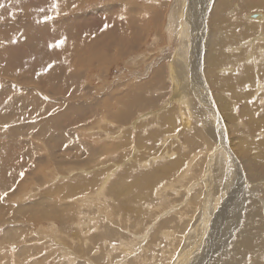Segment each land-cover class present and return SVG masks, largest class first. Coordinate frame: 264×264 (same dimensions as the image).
Wrapping results in <instances>:
<instances>
[{
  "label": "rangeland",
  "instance_id": "1",
  "mask_svg": "<svg viewBox=\"0 0 264 264\" xmlns=\"http://www.w3.org/2000/svg\"><path fill=\"white\" fill-rule=\"evenodd\" d=\"M181 1L165 0L160 5L158 0H0V15L6 9L11 22V28L9 24V29L0 32L4 43L0 42V79L17 84L22 94L26 88L39 93L57 89L56 94L67 104H75L83 96L79 103L87 106L82 122L72 116L67 123L77 139L91 147L88 155L76 153V149L68 150L59 136L47 137L46 131L42 135L27 129L13 132V126L0 123V145L11 146L14 153L9 177L6 174L0 179V195L8 193L0 199V264H174L185 249H190V254L184 255L180 264H236L243 240L252 229L248 221L254 215L263 227L255 232H263V240H254L261 258L247 257L248 264H264V126H258L264 123V74L259 71L264 61L257 56L249 66L251 72L260 74H253V79L261 81L256 86L251 77L242 83L237 91L242 101L212 84L215 78L235 75L234 69L224 64H219L213 75L206 74L205 67L201 72L196 66L198 73L189 71L187 76L171 69L174 58L180 61L182 57H175L181 51L185 13ZM54 4L59 5L58 14ZM129 7L138 8L135 15L146 27L136 47L125 56L112 53L117 49L109 47L108 55L88 58L86 49H103V41L93 39L107 28L111 40L119 37L120 31L131 37L129 24H119L132 15ZM233 9L235 5L226 15L231 22L236 18ZM153 10L159 11L157 28L151 27L153 21L142 13ZM256 12L242 13L241 23L255 26L248 15ZM172 14L176 17H170ZM57 18L68 20L58 26L68 37L81 30L79 37L90 40L84 38L82 45L75 39L67 42V51L73 54L50 47L59 38L36 27L35 21ZM259 37L260 33L251 40L256 44ZM77 48L85 54L77 55ZM197 55L199 60L203 57L200 50ZM102 67L106 69L102 71ZM157 70H163L156 75L161 78L158 81ZM171 72L176 79L180 75L176 86ZM152 74L153 86L147 81ZM48 76L55 86H49L52 81ZM72 93L79 97H70ZM220 100L233 108L232 113L221 108ZM8 102L0 84V104ZM22 103L12 105L18 117L30 112L35 119V108H29L33 104L28 102L26 107ZM178 105L195 109L204 119L198 122L192 112L181 124ZM119 115L122 119L116 120ZM206 132L213 134L210 150L205 140L196 143L197 135ZM22 137L34 142L37 155H45L47 147L50 153L54 151L57 163L44 156L24 157V151L32 148ZM198 192V201L187 204ZM40 196L47 199L41 204L46 207L39 211L30 204ZM51 212H57L56 216ZM179 220L182 225L176 226ZM237 262L247 264L246 258Z\"/></svg>",
  "mask_w": 264,
  "mask_h": 264
},
{
  "label": "bare ground",
  "instance_id": "2",
  "mask_svg": "<svg viewBox=\"0 0 264 264\" xmlns=\"http://www.w3.org/2000/svg\"><path fill=\"white\" fill-rule=\"evenodd\" d=\"M148 1L149 2H153L154 0H148ZM158 1H159L160 5H163L165 0H158ZM183 5H184L185 13H184L183 21H182L183 28H182V33H181L180 50L182 52H184L185 55H182L181 51H180V53H177L175 57L182 56L181 60L177 61L176 58H174L173 62L175 64H172L171 69L176 70V72L180 71L182 74L187 76L189 74V71L194 72V75H196L198 73V71L196 69V66H198L201 72H203V68L205 67L206 74L213 75V73L216 70V67L219 64H224L223 66H227V67H230V68L234 69L235 75L233 74V76L229 77L228 79L217 80L215 78V82H212V84H215L214 85L215 89L227 91V93H231L232 97L237 98L238 100L242 101L243 98L240 97V95L237 94V91H238V89H240L239 87L242 86V83H244L245 80H250L251 77H252V80H256L255 85L257 86V82H260L261 80H259V78L253 79L254 75H257V76L260 75L259 71H261L262 74H264V70H263L264 68H262V67L257 72L256 71L251 72V68L249 67L251 64H253L252 61H257L258 58L260 59V61H264V44H263L264 43V13L260 12V11H264V0H236V1H233V0H182L181 1V6H183ZM232 5L236 6V10L233 9V11H232V13L235 15L236 18L231 22V20H230L231 18L228 17L229 18L228 19L226 15H227L228 9ZM130 9L131 10L129 11V13L132 14L130 16V18L128 20L123 21V23L122 22L119 23L118 21L117 22L120 24L121 27L123 26L124 23H126V24L128 23L129 24L128 26H130L131 27L130 29H132V33L130 34L131 37H128L127 35H125V33H122L120 31L119 35L117 33V35L119 37L114 38V39L111 40L112 34L109 33V29L107 28L105 33L100 34V35H95V39H93V41H103V49H99V48L86 49V53L89 55L88 58H102V56H96V55H108V50H109L108 48L109 47H112L111 49H117L115 52H112V53H114V54L115 53H121L123 56H125L124 55L125 53L133 50L134 47H136L135 42H136V40L138 38H141L140 36L144 35L143 33H146V27H145V25H142L141 23H139V21H141V20H139L138 19L139 17L137 18V16L135 15V11H137L138 8L136 9V8L132 7ZM174 9H176V7ZM94 10H96V8ZM102 11L106 12L107 10L103 9ZM172 11H173V9H172ZM248 11H257L256 13H251V14L248 15L249 20L254 21L255 24H253V25H255V26L250 27V25L248 26L247 23L246 24L245 23H243V24L241 23L240 19H241L242 13L248 12ZM6 12H7V10L5 9L3 15H0V32L5 31L6 29H9V24L11 23V22L9 23L10 19H8V15L6 14ZM158 12L159 11H156V10L150 11V13L146 12V11L142 12L143 16H148L146 18H150V20L153 21V22H150V26L151 27L152 26H154L156 28L158 27V21H159ZM79 15H81V14H79ZM253 15H256V16H253ZM70 17H71V19L76 18L75 16H70ZM80 17H82V16H80ZM170 17L174 18L176 16H174V14H172ZM237 18H238V20H237ZM38 19H40V18H38ZM66 22H68L67 19L64 20V19H61V18H57L56 21L50 20V21H47L45 23H42L41 20H38V21L36 20L35 21L36 27L41 28L43 31H49L50 34H51L50 36H53V32H54V35L59 38L58 39L59 41L60 40L64 41V44L61 47L63 52L66 51V52H68V54L69 53L73 54L74 51H67V47L65 45L67 42H71L72 40L75 39L76 43L82 45V42L84 41V38L88 39V41L90 39H89L88 36L79 37V35H83L81 30H79L77 32L76 36L68 37V34L64 33L63 31H61L60 30L61 27H58L59 25H61V23H65L66 24ZM171 22H172V20H171ZM27 23L28 22L26 21V24ZM10 28H11V24H10ZM59 31H61V33L63 34V36H64L63 38L62 37L60 38ZM258 32L260 33V37H259V40H257V42L255 44V42H253L254 40H251V38L254 37V36H257V35L259 36ZM2 39H5V38H2ZM0 42H2V41H0ZM2 44H4V43L2 42ZM26 44H27V42H26ZM70 47H72V46H70ZM58 50H59V48H58ZM199 50H200V55L203 56L200 60H199V55H197L199 53ZM79 54H85V53H83L80 49H78L77 55H79ZM257 56H258V58H257ZM58 66L60 67V65H58ZM65 66H66V63H64L62 65L63 68ZM162 67H163V65H159L160 69ZM105 69H106V67H102L101 68L102 71L105 70ZM156 69H158V66H157ZM163 70H159V71L157 70V71L154 72V73H156L155 74V80L156 81L161 79V78L157 77L156 75L159 74L160 72H162ZM222 71L223 70H221V72ZM0 75H2V74H0ZM171 76L173 77V84L175 86L178 85V81H179L178 79H179L180 75L176 79V77L173 74V72H171ZM153 77H154V75L152 74L148 78L147 81H148L149 85H152ZM48 78H50L51 81L53 79L50 76H48ZM194 79H195L196 83L199 82L197 78L194 77ZM2 80L0 79V84H1V87H2V93L6 94V96L9 98L10 103L8 102L5 106L0 104V123L7 124V125L9 124L10 126H13V127H11L13 132H14V130L15 131H20V130H26L27 129L30 132L41 133L42 135H44L45 134L44 131H46L47 137L56 135V136H59L60 138H62L65 141L68 150L76 149V151H75L76 153L83 152L84 154L88 155L87 151H89L91 147H89L86 143L79 141L78 140L79 138L77 139L76 135L72 133V129H70V125H68V123H67V120H69L72 116L76 117L75 120H78L77 122H79V123L82 122L81 115L83 114V112H85L86 106H87V104L79 103L83 99V96L79 97L78 94L72 93L70 95V97H72V98L79 97L78 100H80V101L76 102L75 104H67V103H65L66 100H64L63 96H60V95L56 94V93H58L57 89L53 90V92H48V89H47L45 92H41V93H43V94H41L39 92H36L34 89L26 88V87H28V86H26L25 87L26 90H24L25 94H22V92L20 90L22 88L21 87L18 88L17 84H8V83H5V82H2ZM202 80H203V78H202ZM52 85H54L53 81H52V84L49 85V86L51 87ZM197 85H200V84H197ZM137 90H138V88H137ZM153 90H151V91H153ZM132 93H133V91H132ZM173 94H174V91L172 92V95ZM51 96H54L55 98H52ZM32 97H34L36 99H39V101L34 104V102H32V101H36V99H34ZM45 97H47V99H45ZM191 97H192V95H191ZM110 98H111V96H110ZM21 100H24L23 103L24 102L26 103L24 105L26 107L28 105L27 104L28 102H31L33 104L29 108H31V109L35 108V110H36V116L34 117L35 119L31 118V116L29 115L30 112L28 114L24 113V116L22 117V119H21V117H18V113L15 111L16 108H15V106H12V105L15 104V103H22V102H20ZM180 100L181 99H178V101H180ZM220 101L222 102V103L219 102L220 105H221V108L225 112L232 113V111H233L232 109L233 108L230 105H228L226 102H224L222 100H220ZM142 105L143 104L141 103L139 106H142ZM208 105L210 107H212L211 103H208ZM246 106H244V107H246ZM202 107H205V106H202ZM213 107H214V105H213ZM125 108H127L129 110H132L134 112V110L132 108H130V106H127ZM207 108H208V112H210L211 114L212 113L215 114L214 110L209 109V107H207ZM179 110H180L181 114H180V118L178 117V119L181 121V124H183V125L185 124V122L188 119V116L192 112L194 114H196V110L191 108V107H183L182 105H180L179 106ZM12 113H14V117L13 118H11V116H10ZM120 114H122V116H124L123 113H120ZM252 115H253V113H252ZM202 116H203V114H201L199 116L196 114L195 117H196L198 122H200V119H204V118H202ZM125 117H127V116H125ZM214 118L215 117L213 116V120H214ZM118 119H122V117L119 115V116H117L116 120H118ZM127 122L128 121H126V123ZM121 123H123V122H120V124ZM61 124H63V125H61ZM19 125L23 126L24 128H21ZM15 126H17V127H15ZM258 126L262 128L264 126V123H260V124H258ZM137 127H139V126H137ZM253 130H254V127H253ZM183 132L184 131H181V133H183ZM211 137H213V134L210 133V132H206V133H203V134L200 133L199 136L197 135L196 143H201L202 144V140H205V142L207 144V149L210 150L212 148V143L214 142L213 140L210 139ZM111 139H114V138H111ZM22 141L26 144V146L32 148V150H33L32 151V150L27 148V150L24 151V153L22 154L24 157H26V155H27L30 160H33L35 157L37 159H40L42 156H44V157L51 158L53 161H55L54 163H57V158H59V157H55L54 156L55 155L54 151L50 153L49 148L48 147L46 148L42 143L40 144V146L43 149L46 148V150H48V152L44 150L46 152V154L45 155L42 154V156H40V155H37L35 153L36 145L34 144L33 141H30L28 138H25V137H22ZM240 142L242 143L241 140H240ZM12 143H14V142H12ZM10 147L11 146H7V145L6 146H1L0 145V179H1L2 176L6 175V174L9 177V175H10L9 171H11L12 168H13V164H12L13 159H12V157L14 156V153H12L13 149L10 148ZM93 152L94 151H92V156L95 155V153H93ZM66 160L70 161V159H68V158H66ZM9 161H10V163H9V167H8L7 164H8ZM58 162H59V160H58ZM61 164H60V166H61ZM74 164L72 163L71 165H74ZM207 173H208V171H207ZM107 175H109V174H107ZM41 176L42 175H40L39 177H41ZM157 177H159V176H157ZM198 178H200V177H198ZM167 179H169V178H167ZM55 180H57V179H55ZM107 181L108 180H106L105 182H107ZM96 184H97V182H96ZM34 189L37 190L36 188H34ZM23 191H24V189H23ZM32 193L33 192L31 191V194ZM14 195H16V193ZM199 196H200V193L198 192L196 195L193 196V198H191L187 202V204H192V203L198 201ZM46 197L47 196H40V198H39V200H37V202L34 201L30 205L32 206L33 209L36 208L39 211L43 210L44 207H46V206H43L41 204L43 202L45 203V199H47ZM100 197H102V196H99L98 198L100 199ZM47 202H49V201H47ZM208 202H209V200H208ZM209 204H210V202H209ZM262 204H264V203L262 202ZM205 205H208V204H205ZM49 207H51V206H49ZM209 208H211V207H209ZM180 210H182V209H180ZM51 213H52V215L54 217L56 216L54 214H57V212H55V213L51 212ZM108 216H109V214H108ZM57 217H59V216H57ZM250 217H251V215H250ZM261 217H262V215H261ZM204 220H205V218H204ZM257 221H259V220H257L255 215L253 216V218L251 217V219L248 221V223H252L251 224L252 225V229L250 231L249 236L245 240H243V243H242L243 247L241 249H239V252H241V253L237 254V257H240L237 260H242L243 258H246L247 264L250 261V259L247 258V257H252L254 260H256L258 258H261L260 254H259L261 249L258 250L256 248L257 244L255 243V241L258 240V239L259 240H263L262 239V237H263L262 233L263 232H261L260 234H257V233L255 234V232L258 231V230L263 231V227ZM179 223H181L180 220H179V222H176V226H179ZM194 223H196V222H194ZM205 224H206V222H205ZM181 225H182V223H181ZM184 227L183 228L186 230V226H184ZM203 227H205V226L203 225ZM203 227H202V230H203ZM157 229L159 230V228H157ZM199 230H201V229H199ZM199 235H201V234H199ZM178 237H175V238H178ZM211 238H212V235L209 238V240ZM196 239H199V238H196ZM173 240H174V238H173ZM0 242H1V240H0ZM196 242H197V240H196ZM197 243H195V245ZM189 244L192 245V247L194 246L191 240H190ZM260 245H261V243H260ZM263 250H264V248H263ZM186 254H190V249L188 251H187V249L181 251V253L178 256L177 262L176 263L174 262V264H180L183 256L186 255ZM237 260H235L234 262H236V264H241V262H237ZM182 264H185V263H182Z\"/></svg>",
  "mask_w": 264,
  "mask_h": 264
},
{
  "label": "snow or ice",
  "instance_id": "3",
  "mask_svg": "<svg viewBox=\"0 0 264 264\" xmlns=\"http://www.w3.org/2000/svg\"><path fill=\"white\" fill-rule=\"evenodd\" d=\"M53 7L57 10V14H58V10H59V5L58 4H54ZM64 44V41H58L56 44L54 45H50V47L56 48V47H62ZM52 65H49L48 68H51ZM48 68L44 69V71L46 72L48 70ZM45 99H47V97H45ZM21 176H23V173H21ZM8 195L7 192H4L2 195H0V199H3L4 197H6Z\"/></svg>",
  "mask_w": 264,
  "mask_h": 264
}]
</instances>
